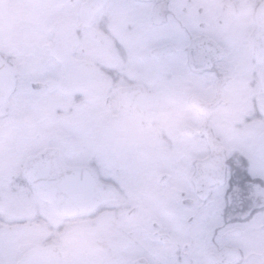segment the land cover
<instances>
[{
    "label": "flooded vegetation",
    "instance_id": "flooded-vegetation-1",
    "mask_svg": "<svg viewBox=\"0 0 264 264\" xmlns=\"http://www.w3.org/2000/svg\"><path fill=\"white\" fill-rule=\"evenodd\" d=\"M90 4L99 13L86 24L98 26L89 47L81 48L87 58L76 57L83 36H71L67 58L61 41L54 54L60 71H72L73 79L69 88L56 89L68 100L55 110L77 117L88 104L102 105L108 117L123 118L149 141L161 140L172 160L151 170L138 167L130 148L141 147V134L131 132L120 151L108 124L77 129L66 147V141H46L47 109L39 107L33 120L25 116L41 99L20 100L29 90L48 92L45 72L51 70L38 69L42 78L23 83L14 52L0 46V132L3 121L13 123L0 152L14 159L4 168L11 179L0 169L1 247L9 249L15 233L17 239L27 235L20 238L27 243L17 261L23 264H36L38 256L44 264H66L78 249L81 262L93 263L100 253L106 264H264V0ZM116 19L133 33L121 32ZM6 72L11 81H4ZM14 104L22 114L14 115ZM32 121L39 144L28 137ZM49 151L62 168L57 177L78 170L82 181L96 186L94 195L102 197L95 206L65 212L40 192L25 168ZM19 192L31 199L23 210L16 195L11 199ZM86 235L93 241L85 244ZM11 254L4 253L3 263Z\"/></svg>",
    "mask_w": 264,
    "mask_h": 264
},
{
    "label": "rangeland",
    "instance_id": "rangeland-1",
    "mask_svg": "<svg viewBox=\"0 0 264 264\" xmlns=\"http://www.w3.org/2000/svg\"><path fill=\"white\" fill-rule=\"evenodd\" d=\"M70 11L72 14H70ZM98 13L99 12L96 13L95 8L90 4V0L89 2L88 0H0V46H3L7 51L14 52V67H20L21 74L24 76L23 80L21 79L23 83H29L33 78H42L38 69L40 70L48 67L52 72L51 73L49 70L45 72L47 75L51 76L50 78L47 77V79L51 81V89L48 92H41L38 93L39 95H34L36 92L29 90L27 95H25L27 96L25 100H20L25 103L28 98L30 100V97L33 98L34 101L38 100V98L41 99L39 105L34 102V104L30 106L25 116L33 120L38 116L39 107H45V110L47 109L46 113L49 114L44 115L45 125L43 133L47 135L46 141L50 138L58 141H66L65 147L75 142V132L77 129L86 130L87 128L91 129L94 127L95 130H97L99 126L106 128L107 124L110 125L111 134H113L115 138L121 140L116 143L117 149L120 151L125 150L123 141L131 132H135L137 136L141 134V147L130 148L132 152H136L134 164L138 167L146 168L147 170H151L159 164H167L168 161L171 162L172 158H170V153L162 146L161 140L155 139V141H149L143 132H140L138 129L128 124L123 118L108 117V114L103 112L102 105L97 106L94 103L88 104L87 107H84V109L80 111L77 117H68L66 115L61 117L55 110L57 104H65V101L68 100V98L61 97V94H59L56 89L61 88L60 86L69 88L68 85L73 79H71L72 71H69L68 74H63L60 71L54 54L57 55V53H59L60 48H58V45H60L59 43L61 41L63 49L60 52L62 56L67 58L70 54L69 47L73 43L71 36H83L78 48L80 52L76 57L80 60H85L88 54L86 51L81 50V48L89 47L87 38L88 36L94 35L92 28H94V33L98 29L96 22L95 24L93 23V27L90 26L88 29L86 28V24L89 23L91 14L94 15L96 19ZM124 22L125 21L122 19H116L113 24L114 26H119L118 29L124 34L133 33L127 30ZM76 25H80L82 34H80L81 30H79V35L76 34ZM65 45L67 49H65ZM94 48L96 53L102 50L99 42L94 43ZM28 68L30 69L27 70ZM33 70L35 71L32 72ZM26 86L27 85L24 84V87ZM167 97H169V95L163 97L160 104L162 114L165 110V99ZM13 106L14 115L22 114L21 109H17L15 104ZM61 119L64 120L62 121ZM80 120L84 125L77 127L75 122ZM10 122L9 120V123ZM9 123L3 121L4 129L0 132V141H3V135L6 134L8 129L12 130L13 123ZM28 125L30 126L28 128V137L31 143H33L36 140V132L39 126H36L33 121ZM0 127H2L1 124ZM139 141L140 140L137 139V142ZM2 144L7 143L3 141ZM35 144H39V141H35ZM101 144L103 143L100 142V145ZM20 145L23 146V143ZM10 153L11 152L8 150H2L0 152V169L9 168L7 165L8 160L14 163V159L8 156ZM4 172L8 178L11 179L8 170L4 169ZM15 195L18 206L23 210L24 204L31 199L25 192H19L17 194L11 193V199ZM48 210H50L49 207ZM50 213L53 217L57 216L53 208H51ZM14 235L16 238L13 237L10 239L12 244L9 249L8 247H1L4 246V243L0 240L1 264H17L19 258L25 253L27 243L20 241V238L25 239L27 235L20 234L21 237L19 239H17L19 233H15ZM83 241L85 244L87 241L91 242L93 241V236L86 235ZM7 250L13 251L14 254L10 255V262L6 261V263H3L5 261L2 258H4V253ZM96 254L98 258L94 260V263L87 258L81 262V255L78 249V251L75 250L74 254L67 259L66 264H106L103 261V255L100 253Z\"/></svg>",
    "mask_w": 264,
    "mask_h": 264
},
{
    "label": "water",
    "instance_id": "water-1",
    "mask_svg": "<svg viewBox=\"0 0 264 264\" xmlns=\"http://www.w3.org/2000/svg\"><path fill=\"white\" fill-rule=\"evenodd\" d=\"M4 81H6L5 78ZM25 169L29 176L37 183L41 192L56 200L60 207H63L64 211L87 208L97 203L101 198L98 195L94 196V193H97L94 190L95 185L88 184L80 179L78 170L67 172L64 177L62 176L63 181L57 183L62 178L57 177L56 173L61 172L62 168L53 152L49 151L42 157L33 159ZM42 171L47 173L46 179H43L41 175ZM61 192L63 194H60Z\"/></svg>",
    "mask_w": 264,
    "mask_h": 264
}]
</instances>
